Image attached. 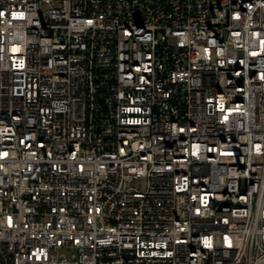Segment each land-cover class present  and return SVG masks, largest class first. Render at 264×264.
Here are the masks:
<instances>
[{
  "label": "built area",
  "instance_id": "obj_1",
  "mask_svg": "<svg viewBox=\"0 0 264 264\" xmlns=\"http://www.w3.org/2000/svg\"><path fill=\"white\" fill-rule=\"evenodd\" d=\"M0 264H264V0H0Z\"/></svg>",
  "mask_w": 264,
  "mask_h": 264
},
{
  "label": "rangeland",
  "instance_id": "obj_2",
  "mask_svg": "<svg viewBox=\"0 0 264 264\" xmlns=\"http://www.w3.org/2000/svg\"><path fill=\"white\" fill-rule=\"evenodd\" d=\"M72 252H73L72 250H68V249H65V248L61 249V253L63 255H66V256H69Z\"/></svg>",
  "mask_w": 264,
  "mask_h": 264
}]
</instances>
